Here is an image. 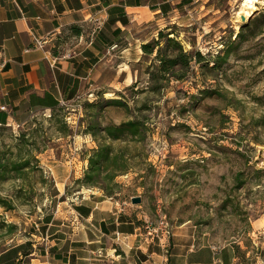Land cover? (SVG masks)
Returning a JSON list of instances; mask_svg holds the SVG:
<instances>
[{"label": "rangeland", "instance_id": "1", "mask_svg": "<svg viewBox=\"0 0 264 264\" xmlns=\"http://www.w3.org/2000/svg\"><path fill=\"white\" fill-rule=\"evenodd\" d=\"M241 2L208 0L209 7L187 22H136L105 50L90 91L0 126V157L32 158L20 177L9 172L0 180L7 202L0 204V251L33 244L46 215L62 216L70 199L90 189L81 182L87 158L110 144L130 159L110 194L96 187L105 196L140 206L150 228L164 216L172 228L195 229L203 241L233 246L236 264H264V1L236 28ZM94 28L64 29L52 51L80 48L78 36ZM167 38L199 53L200 61L152 80L155 55ZM146 43L150 54L142 49ZM129 119L142 122L140 140L111 141L94 127ZM65 166L72 172L64 187L59 175ZM132 196L141 202L131 203Z\"/></svg>", "mask_w": 264, "mask_h": 264}, {"label": "crops", "instance_id": "2", "mask_svg": "<svg viewBox=\"0 0 264 264\" xmlns=\"http://www.w3.org/2000/svg\"><path fill=\"white\" fill-rule=\"evenodd\" d=\"M201 7H209L208 0H0V126L70 104L90 91L105 50L136 22H187ZM92 25L93 32L78 36L80 48L52 51L54 38L64 29ZM86 166L85 160L81 172ZM71 172L65 166L59 175L64 187ZM85 191L70 199L61 220L45 216L33 244L1 250L0 264L237 262L233 246L203 241L195 229L176 226L169 238L150 239L140 206L108 198L96 187Z\"/></svg>", "mask_w": 264, "mask_h": 264}, {"label": "trees", "instance_id": "3", "mask_svg": "<svg viewBox=\"0 0 264 264\" xmlns=\"http://www.w3.org/2000/svg\"><path fill=\"white\" fill-rule=\"evenodd\" d=\"M75 32L78 33V30H75ZM142 49L145 53L150 54L152 52L150 43L143 44ZM200 58L201 55L199 53L185 52L176 40L167 38L165 39L164 48H158L155 55L154 59L158 61V65L155 67L156 75L154 72L150 74L151 79L156 81L168 79L165 76L166 74L174 76L176 68L186 69L191 61L198 63ZM175 76L176 79L182 78L181 74ZM110 102L115 105L123 104L117 100ZM142 126V122L137 119H129L118 125H107L104 127L94 125L96 130L103 134L104 139L107 138L111 141L125 138L140 140ZM89 133L91 135L95 134L94 131H89ZM31 159L29 157H19L16 161H6L3 157H0V180L4 179L9 172L14 173L13 177H20L23 170L29 168ZM33 159L36 160L35 157ZM129 159L124 152L114 149L112 145L100 144L87 158L88 166L81 179L82 184L89 185L88 187H98L105 193L110 194L115 185V177L126 173L129 169ZM102 182L105 183L104 186L100 185ZM0 204L3 206L7 204L1 195Z\"/></svg>", "mask_w": 264, "mask_h": 264}, {"label": "built area", "instance_id": "4", "mask_svg": "<svg viewBox=\"0 0 264 264\" xmlns=\"http://www.w3.org/2000/svg\"><path fill=\"white\" fill-rule=\"evenodd\" d=\"M0 57H1V49H0ZM3 67V62H0V68ZM148 229V237L150 239L159 238L162 239L165 237L166 239L169 238L172 234V227L165 219L164 216H160L159 220L153 228L147 226Z\"/></svg>", "mask_w": 264, "mask_h": 264}, {"label": "bare ground", "instance_id": "5", "mask_svg": "<svg viewBox=\"0 0 264 264\" xmlns=\"http://www.w3.org/2000/svg\"><path fill=\"white\" fill-rule=\"evenodd\" d=\"M263 1L264 0H242L238 11L235 13V22L237 23L236 28L245 23V21L241 20V16H244L246 20L253 13V11L258 9L257 4L263 3Z\"/></svg>", "mask_w": 264, "mask_h": 264}, {"label": "water", "instance_id": "6", "mask_svg": "<svg viewBox=\"0 0 264 264\" xmlns=\"http://www.w3.org/2000/svg\"><path fill=\"white\" fill-rule=\"evenodd\" d=\"M242 21H245V17L241 16ZM131 203L139 204L141 202V198L139 196H132L130 199Z\"/></svg>", "mask_w": 264, "mask_h": 264}]
</instances>
